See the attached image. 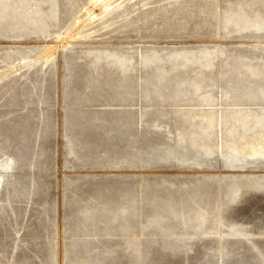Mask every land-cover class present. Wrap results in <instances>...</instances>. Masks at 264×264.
<instances>
[{
    "label": "rangeland",
    "instance_id": "obj_1",
    "mask_svg": "<svg viewBox=\"0 0 264 264\" xmlns=\"http://www.w3.org/2000/svg\"><path fill=\"white\" fill-rule=\"evenodd\" d=\"M0 179V264H264V0H0Z\"/></svg>",
    "mask_w": 264,
    "mask_h": 264
},
{
    "label": "bare ground",
    "instance_id": "obj_2",
    "mask_svg": "<svg viewBox=\"0 0 264 264\" xmlns=\"http://www.w3.org/2000/svg\"><path fill=\"white\" fill-rule=\"evenodd\" d=\"M98 1V0H97ZM93 3H95V2H93ZM8 165V164H7ZM11 165V164H10ZM9 166V165H8ZM1 180V179H0Z\"/></svg>",
    "mask_w": 264,
    "mask_h": 264
}]
</instances>
